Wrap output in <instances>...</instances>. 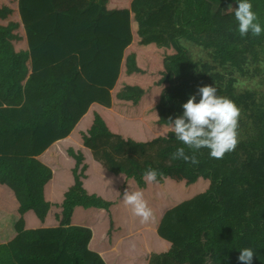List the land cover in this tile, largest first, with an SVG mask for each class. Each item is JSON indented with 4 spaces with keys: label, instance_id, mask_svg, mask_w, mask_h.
I'll return each instance as SVG.
<instances>
[{
    "label": "trees",
    "instance_id": "1",
    "mask_svg": "<svg viewBox=\"0 0 264 264\" xmlns=\"http://www.w3.org/2000/svg\"><path fill=\"white\" fill-rule=\"evenodd\" d=\"M227 4L0 0V264H264V33L241 37ZM206 85L241 110L239 143L173 160L193 152L169 118Z\"/></svg>",
    "mask_w": 264,
    "mask_h": 264
},
{
    "label": "clouds",
    "instance_id": "2",
    "mask_svg": "<svg viewBox=\"0 0 264 264\" xmlns=\"http://www.w3.org/2000/svg\"><path fill=\"white\" fill-rule=\"evenodd\" d=\"M233 11L241 37H246L249 33L258 37L264 33V27L261 26L257 13L253 11L250 0H238V7L235 9L229 4L227 12L232 14ZM217 92V87L211 85L198 87L199 102L197 95H191L182 105L183 114L174 120L169 118L170 131L193 152L188 155L185 148L180 147L171 154V159H182L186 163L198 165L199 159L195 153L202 148L209 149L210 157L215 159H222L226 153L236 149L239 143L241 110L230 98L219 96ZM159 175L162 174L156 169L149 168L142 174V178L145 183L151 184L157 182ZM122 202L142 223H148L153 218V210L143 191L126 189ZM254 255L251 248H244L241 250L239 261L241 264H252Z\"/></svg>",
    "mask_w": 264,
    "mask_h": 264
},
{
    "label": "rangeland",
    "instance_id": "3",
    "mask_svg": "<svg viewBox=\"0 0 264 264\" xmlns=\"http://www.w3.org/2000/svg\"><path fill=\"white\" fill-rule=\"evenodd\" d=\"M232 7H234V4H231ZM229 4L224 6V9L227 10L228 9ZM188 49H189V53L190 55L195 59V60H208L211 59L209 57V54L207 53L206 50L203 49V47L198 46L192 42H185ZM238 87L239 90L243 91L246 89H254L256 88L255 83L247 78L244 77H240L239 78V82H238Z\"/></svg>",
    "mask_w": 264,
    "mask_h": 264
}]
</instances>
